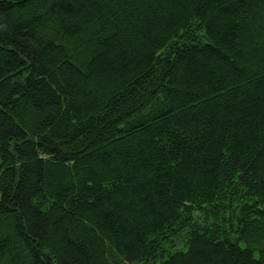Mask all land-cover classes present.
Here are the masks:
<instances>
[{"label": "trees", "instance_id": "16d2710c", "mask_svg": "<svg viewBox=\"0 0 264 264\" xmlns=\"http://www.w3.org/2000/svg\"><path fill=\"white\" fill-rule=\"evenodd\" d=\"M0 264H264V0H0Z\"/></svg>", "mask_w": 264, "mask_h": 264}]
</instances>
